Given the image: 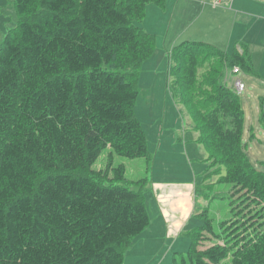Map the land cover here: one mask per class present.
Segmentation results:
<instances>
[{
	"label": "trees",
	"instance_id": "1",
	"mask_svg": "<svg viewBox=\"0 0 264 264\" xmlns=\"http://www.w3.org/2000/svg\"><path fill=\"white\" fill-rule=\"evenodd\" d=\"M164 1L14 0L17 23L0 44V264H123L148 226V178L92 167L107 148L152 159L134 104L155 38L138 23ZM167 57V90L208 155L204 179L231 186L240 216L218 232L201 209L187 252L171 262L264 264V170L245 151L241 93L226 78L236 67L255 74L250 55L184 40Z\"/></svg>",
	"mask_w": 264,
	"mask_h": 264
},
{
	"label": "rangeland",
	"instance_id": "2",
	"mask_svg": "<svg viewBox=\"0 0 264 264\" xmlns=\"http://www.w3.org/2000/svg\"><path fill=\"white\" fill-rule=\"evenodd\" d=\"M250 8L258 11L256 7ZM145 16H150L148 6L145 9ZM16 23L17 15L14 0H0V44L7 32L15 28ZM154 40L155 46L152 55L140 67L136 85L138 96L134 104V114L147 136V147L152 159L149 164L145 159L128 160L112 153L107 148L92 168L103 170L109 162L113 168L122 165L125 168L127 182H136L144 178H148L150 181V179H154L153 176L156 179L164 178L174 181L181 180L184 176L191 177L192 180L195 179L194 183L202 190L199 199L204 203L201 209L208 207L213 225L219 232L221 223L234 217L240 218L236 211L237 198L231 194V186L221 184L217 177L209 178L210 175L208 174V179H204L203 174L207 168L205 160L208 155L199 143V133L194 130L186 110L167 90L168 50L166 52L162 48H158L156 38ZM213 45L216 46V44ZM216 47L226 51L224 48ZM231 51L232 48L228 52ZM257 51V56L252 59L255 74L239 73L231 76L228 72L226 78L230 85L236 78H240L245 84V90L240 94V102L244 112L243 140L246 142L245 151L254 167L257 170H264V50L258 49ZM161 138L164 148L158 150ZM152 151H158L157 155L153 154ZM110 156L111 159L109 160ZM173 159H176V163L181 169L167 172L166 166L172 164L171 161H175ZM184 161L188 166L187 168ZM147 165L149 170H146ZM172 165L170 169H174ZM211 172L213 176L217 171L212 169ZM223 173L224 171H222ZM110 175L112 176L111 171ZM252 182L254 184L260 181L254 177ZM262 182H264L263 179L261 184L264 186ZM205 193L208 194V197L204 196ZM255 212L257 211H254L252 215ZM188 239L190 245V237ZM171 243L172 240H167V242L165 240L162 252H167L166 247ZM213 243L211 240L204 241L200 249L209 247ZM187 250L188 248L185 251L173 250L169 254L170 258L167 261H159V264H172L173 253H186ZM157 262L152 261L149 264H157ZM124 264L128 263L125 262ZM222 264H230L229 255Z\"/></svg>",
	"mask_w": 264,
	"mask_h": 264
},
{
	"label": "crops",
	"instance_id": "3",
	"mask_svg": "<svg viewBox=\"0 0 264 264\" xmlns=\"http://www.w3.org/2000/svg\"><path fill=\"white\" fill-rule=\"evenodd\" d=\"M213 1L165 0L163 6L150 2L146 6L151 17L144 16L138 25L156 38L158 48L168 50L167 55L173 46L184 40H204L226 49V52L230 48L247 49L251 60L255 58L258 49L264 50V0H232L229 6H214ZM250 7H256L258 11ZM163 148L161 138L158 150ZM173 160L171 163L175 165H167V172L181 169L176 159ZM171 165L174 169H170ZM153 177L140 190L149 224L124 250L123 264L167 261L173 250L185 251L188 248L189 232L200 223L196 214L204 202L199 199L202 190L194 183L195 179L184 176L174 181ZM204 196L208 197V194ZM165 240H172V243L164 253Z\"/></svg>",
	"mask_w": 264,
	"mask_h": 264
},
{
	"label": "built area",
	"instance_id": "4",
	"mask_svg": "<svg viewBox=\"0 0 264 264\" xmlns=\"http://www.w3.org/2000/svg\"><path fill=\"white\" fill-rule=\"evenodd\" d=\"M231 1L232 0H214L213 1V5L214 6H219V5H222V4H226V5L229 6ZM233 73L235 75L239 74L240 73L239 68L238 67L234 68ZM234 87H235L236 92L239 93V94L242 93L245 90V84L240 79L235 80Z\"/></svg>",
	"mask_w": 264,
	"mask_h": 264
}]
</instances>
